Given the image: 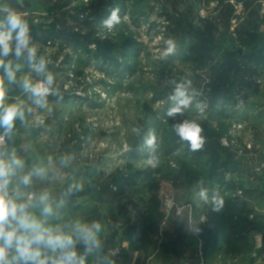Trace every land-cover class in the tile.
Instances as JSON below:
<instances>
[{"label":"rangeland","instance_id":"obj_1","mask_svg":"<svg viewBox=\"0 0 264 264\" xmlns=\"http://www.w3.org/2000/svg\"><path fill=\"white\" fill-rule=\"evenodd\" d=\"M56 1L29 0L14 10L43 31L61 29L66 15L95 22L89 29L69 21L63 31L70 39H55L44 48L42 36L31 38L48 70L28 73V80L36 84L51 72L53 88L65 98L47 99L39 107L20 86L13 101L3 103L24 113L11 133L23 123L27 130L39 127L42 177L55 187L79 186L71 193L92 202L101 228L113 226L108 237L146 213L151 242L137 251L145 256L158 243L160 264L176 254L166 249L179 241L186 243L182 253L187 261L182 264H264V67L258 92L249 90L248 99L235 86L236 64L248 52L243 41L250 39H241L243 29H248L251 10L258 9L259 31L264 32V0H72L71 7L94 10L108 3L103 19L118 8L120 23L111 31L101 27L98 11L81 15L61 10ZM201 33L206 42L198 37ZM169 42L175 52L165 56ZM225 51L234 53V60ZM257 59L251 65L264 64V53ZM219 63L227 69L213 77ZM171 81H190L194 95L184 114L174 119L166 116ZM216 95L224 98L216 103ZM197 103L205 105L203 113ZM184 119L201 126V150L190 151L189 143L175 134L172 125ZM137 126L139 135L132 131ZM149 132L158 145L156 167L147 163L152 150L144 141ZM132 177L134 183L124 185ZM200 179L210 195L216 190L225 200L221 211L199 201ZM101 183L113 190L121 185L124 202L131 200L137 207L121 214L114 204L103 214L101 208L111 206L105 195L96 194ZM203 218L201 231L190 232L189 220Z\"/></svg>","mask_w":264,"mask_h":264},{"label":"clouds","instance_id":"obj_2","mask_svg":"<svg viewBox=\"0 0 264 264\" xmlns=\"http://www.w3.org/2000/svg\"><path fill=\"white\" fill-rule=\"evenodd\" d=\"M19 2L20 0H17V3ZM0 13L3 14L0 18V68L4 70V76L0 77V127L4 128L5 135H7L12 132L17 118L23 122L24 113L16 105L5 106L2 103L4 99L3 78L6 77L8 82L12 83L16 80V73L21 69L19 63L13 64L11 60L5 62L4 58L12 54L19 60L26 53L29 67L37 73H45L48 62L43 56L37 58V49L31 44L30 27L24 16L8 7L5 0H0ZM118 13V8L113 9L111 14L101 21V27L111 31L116 24L120 23ZM174 52L175 45L169 42L165 56L172 55ZM54 83V74L47 72L43 81L33 84L30 80L25 79L22 81V87L25 92H31L35 104L39 107H45L48 103L49 94L57 95L59 99H63L62 96H59L58 91L53 88ZM170 83L172 90L168 99L171 101V106L167 108L166 116L174 119L177 114H184L192 103L194 95L189 91L191 88L190 81H171ZM204 107L203 104H196L197 110L201 113H203ZM172 127L181 141L189 143L190 151L196 152L203 148L205 140L201 135L202 128L195 120L184 119ZM132 131L139 135L141 128L137 126ZM144 142L152 150L148 155L147 163L151 167H156L158 145L155 135L149 132ZM22 167V161L17 158H13L9 163L0 160V264H49V257L42 256L40 246L49 248L53 252H56L57 249L61 250L60 257L54 260L52 264H85V257L77 256L74 247H72L74 241L71 236L63 234L53 236L33 216L28 214V205H16L8 198L7 188L11 182V177L15 174L16 169ZM36 174L40 175L41 173L37 170ZM30 178L31 175L23 176L21 183L27 185ZM197 184L199 201L210 203L213 211H221L225 200L219 192L213 190L210 195L208 188L204 186L205 181L203 179L197 181ZM39 200L45 205L43 214L45 216L52 215V208L47 204V196L41 195ZM203 220L204 218L199 221L189 220V231L198 234L201 231L199 224ZM100 227L99 223H95L91 227L77 226V233L82 235L85 243L89 245L86 252L99 247L97 233H99ZM13 249L15 254L9 257V251Z\"/></svg>","mask_w":264,"mask_h":264},{"label":"crops","instance_id":"obj_3","mask_svg":"<svg viewBox=\"0 0 264 264\" xmlns=\"http://www.w3.org/2000/svg\"><path fill=\"white\" fill-rule=\"evenodd\" d=\"M24 3L25 1L22 0V4L7 6L14 9L16 6H24ZM2 16L3 14L0 13V18ZM4 59L5 62L11 60L13 64L19 63L21 65L20 71L16 73V80L14 82L9 83L6 77L3 78L4 99L2 103L5 104L7 102L11 103L14 97L17 96L14 90L22 86L23 80L28 79L27 74L30 73L36 76L37 72L29 67L27 57L23 60H17L14 55L10 54ZM3 76L4 70L0 68V77ZM30 95L32 96V94ZM24 124L19 128V131H14L9 135L3 156L5 163H9L13 158H17L23 164L22 168L15 170V174L11 177V182L8 185L12 202L16 205H28V214L33 216L53 236L61 234L71 236L74 241L72 247H74L77 256L85 257V264H160V257L157 255L161 249L158 243L153 246L151 253L144 256L141 253L139 254L137 249L132 246L131 241L123 236V227L118 228V234L108 237V233L109 235L111 234V228L113 226L106 224L104 229L100 227V231L97 233L99 247L93 248L90 252H86L89 245L85 243L82 235H79L76 229L78 225L91 227L93 224L99 223L98 218L95 216V207L92 206V202L81 199L79 193H71L75 192L76 188L79 187L75 183L55 187L51 180L43 178L41 174H36L37 170L40 172L39 165L40 161L43 160L42 157L40 158L42 150L39 151V133H37L39 127L27 130L28 128ZM26 175H31V178L30 182L24 185L21 183V179ZM46 194L50 196L47 199L48 206L52 208V215L50 216L43 214L45 205L39 200L41 195ZM113 209V207L108 208L107 206H103L101 211L103 210V214H106L107 211H112ZM118 222L121 221L115 219L117 225L121 224ZM258 241L262 242V239ZM33 247H36V245H33ZM95 250L98 252L96 255L93 254ZM40 251L42 256L49 257V264H52L61 255L60 249L53 252L49 248L40 246ZM124 253L128 256L124 257ZM14 254V249L9 251V257ZM168 260L170 261L166 264H182L187 261V257L175 261V258L169 256Z\"/></svg>","mask_w":264,"mask_h":264},{"label":"trees","instance_id":"obj_4","mask_svg":"<svg viewBox=\"0 0 264 264\" xmlns=\"http://www.w3.org/2000/svg\"><path fill=\"white\" fill-rule=\"evenodd\" d=\"M26 3L29 2V0H23ZM50 2V1H49ZM56 4L60 5V9H70V11H77L78 14L81 15H87V16H93L97 13L98 19H103V17L107 16V13L109 12L107 9L108 3H104L102 5H98V7L94 9H90L88 7H81V6H74L71 7L73 1L72 0H57L55 2ZM64 16L67 13H63ZM250 19L247 21L248 29L244 30L243 29V34L242 40L247 37V35L250 37L248 41H243L245 44H248V52L243 55L242 61L236 68V75H237V81L235 86L238 88L237 92L243 94L244 99H248L249 97V90H253L254 93L258 92L259 84L257 82V79L261 77L262 72L261 66L264 67V64L259 63L258 66H253L251 63L255 62L260 55L264 53V32L259 31L260 26H261V16L259 14L258 9H253L250 12ZM66 19L62 20L61 25L59 26L61 29H56V31H43L42 28H36L34 25H29L30 27V35L31 38H40L42 39V48L51 46L52 43L54 42L55 39H64V40H69L70 37L69 35H65L66 32L63 30L69 29L67 26V23L69 21H74L77 23L78 26L80 27H87L89 29H92L94 27L95 22L86 19V20H80V18L77 16L75 17L74 15H66ZM264 19V17H263ZM263 23V22H262ZM199 38H203V40L206 42L205 36L201 33V35H198ZM241 40V41H242ZM250 43V45H249ZM210 51H208V54ZM228 59L234 60L236 57L234 53L225 51L224 54ZM248 60V61H247ZM258 60V59H257ZM226 65H223V63H219L217 68L214 69L213 72V77H216L224 72L226 70ZM48 70V67H47ZM46 70V71H47ZM65 98V97H63ZM224 98V95H216L214 98V102H219ZM48 100H53V99H59V98H54V97H47ZM135 179L132 177L131 179H125L124 185H131L134 183ZM117 187V186H116ZM122 186L119 185L115 190L111 188L110 185H107L106 183H101L100 185V191H98L97 196L100 197L103 195L106 196L107 202L110 204L111 207L115 204L117 208H119V213L121 214H128V207L132 206L133 208H136L137 205L131 200H127L124 202L125 195L122 193ZM106 193H103V192ZM151 224L148 223L147 221V215L144 213V217L141 221H136V222H130L126 228L124 229L123 236L127 238L128 240L131 241L132 246L135 249H146L150 241V236H151ZM171 247L166 249L168 253H176L172 254L171 256L175 258V261H179L184 258L183 251L186 246V243L183 241H179L177 243H172L170 245ZM124 257H127L128 255L126 253L123 254Z\"/></svg>","mask_w":264,"mask_h":264},{"label":"built area","instance_id":"obj_5","mask_svg":"<svg viewBox=\"0 0 264 264\" xmlns=\"http://www.w3.org/2000/svg\"><path fill=\"white\" fill-rule=\"evenodd\" d=\"M31 94V92H28ZM51 94H49L48 96H50ZM8 134L5 135V130L4 128L0 127V160L3 161V153H4V150L7 146V143H8ZM7 194H8V198H9V189L7 188Z\"/></svg>","mask_w":264,"mask_h":264},{"label":"water","instance_id":"obj_6","mask_svg":"<svg viewBox=\"0 0 264 264\" xmlns=\"http://www.w3.org/2000/svg\"><path fill=\"white\" fill-rule=\"evenodd\" d=\"M5 3L7 4V5H16V4H22V0H20V2L19 3H17V0H5ZM46 196H47V199H49V194H46ZM98 252H97V250H95L94 252H93V254L94 255H96Z\"/></svg>","mask_w":264,"mask_h":264}]
</instances>
